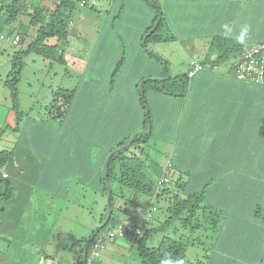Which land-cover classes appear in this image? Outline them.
Masks as SVG:
<instances>
[{"label":"rangeland","instance_id":"obj_1","mask_svg":"<svg viewBox=\"0 0 264 264\" xmlns=\"http://www.w3.org/2000/svg\"><path fill=\"white\" fill-rule=\"evenodd\" d=\"M0 1L8 3L12 0ZM56 1L42 0V4L51 5ZM72 1L75 9L67 42L60 43L65 62L47 60L35 51L24 52L17 83V109L13 107L11 88L6 80L14 65L15 53L25 49L30 39L13 43L11 31L24 25L28 35L33 33L31 13L39 0H27L20 5V14L12 24L5 22V11L0 10V151H13L17 138L28 139L27 146L19 142V148L15 149L17 160L1 168V172H9L10 176L5 179L15 187L21 208L15 216L9 215L7 222L0 223V264H42L45 261L41 257L44 258L46 253L49 255L46 262L50 264H74L78 260L84 247L78 241L89 238L100 225L106 213L107 196L95 191L87 181L80 180L89 169L88 156L78 159L75 164L77 154L95 158L126 139L134 128L141 127L144 111H148L137 101L142 79L188 75L192 61H200L201 54L209 47L206 48V44L218 34L217 29L207 27V24L211 25L208 15L212 0H154L163 11V27L158 33L173 39L151 41L146 49L141 48L140 30L152 23L155 12L150 6H141L136 0H87V4L82 0ZM172 3L176 5L172 6ZM258 18L255 24L261 23L260 15ZM213 26L220 28L216 24ZM149 51L158 54L161 60L149 57ZM165 65H168L167 75ZM211 69L204 68L199 72ZM59 88L75 89L73 102L62 120L53 116L57 110L51 106ZM177 99L180 97L157 95L148 90L147 101L154 124L145 148L149 154L146 172L157 185L168 188L171 193L177 190L175 184L162 185L160 180L165 174L173 181L180 177L174 167L167 164L173 162L175 166L177 163L174 133L179 127L181 134H185L183 130L191 115L187 108L176 104ZM120 106L124 108L122 114L116 111ZM116 120L118 125L113 124ZM149 125L152 128V123ZM38 136L39 146L34 140ZM50 147L57 151L56 163L62 165L68 161L69 165L60 170L57 181L50 184L49 189L31 186L34 175L31 164L37 157L19 160L18 149L29 150L32 155L39 152V162L46 166L44 151ZM198 155L199 165L208 167L209 164H204L207 157L202 153ZM5 187V181H0V191ZM111 188L115 193V204L122 206L117 215L120 222L142 219L152 205L156 210L151 211L152 219L147 221L144 229L157 227L166 219L165 196L154 200L117 181L112 182ZM7 200L2 202L5 206ZM16 206L11 204L13 208ZM261 208L264 210L263 205ZM205 214L187 226L175 221L164 230L154 231L146 244L157 245L165 234L182 236L188 242L184 264L198 260L207 264H264L263 251L257 256V250L261 248L256 239L248 251V239L241 246L235 242L229 247L221 243L227 214H221L217 226L214 215ZM257 240L261 239L257 237ZM95 252L93 260L88 258L89 264H140L137 247L130 235L118 237L115 242L106 239Z\"/></svg>","mask_w":264,"mask_h":264},{"label":"trees","instance_id":"obj_2","mask_svg":"<svg viewBox=\"0 0 264 264\" xmlns=\"http://www.w3.org/2000/svg\"><path fill=\"white\" fill-rule=\"evenodd\" d=\"M26 1L12 0L8 3L5 1L0 2V10L5 11L6 23L12 24L13 21L17 20L20 14V5L26 3ZM84 1L87 4V0ZM136 1L141 6H150L152 12H155L151 17V25L149 23L147 27L140 30V38L143 40L141 48L146 49L148 43L151 41L162 42L173 39L168 36L163 37L158 33L164 20L162 15L163 11L157 3L154 0L151 2L150 0ZM175 5L176 3H172V6ZM74 9L75 2L72 0H57L54 4L45 6L42 4V0H39L31 13L30 27L34 29V32L28 35V29L24 25L16 28L17 30L14 29L11 31V34L13 33L12 40L19 35V42L31 36L28 46L15 53L14 65L6 80V84L11 88L13 107L15 109L18 108L17 83L23 68L22 54L24 52L35 51L47 60L53 59L64 63V49H62L60 43L67 42L71 16ZM259 15L261 17V28L257 27L259 24H255V20ZM254 17L256 19L252 20L250 24L248 23L251 26L250 33L253 38L249 37L250 39L246 42L240 43L233 38L217 34L209 42V48L200 62L208 65V69L213 68L210 71L201 72H207L218 77L220 82L243 83L252 89L253 87L261 89V92L253 94V90L246 88L247 98L241 101L244 103L237 104L231 110L236 114L231 119H233L234 123L236 122L235 125L238 130L234 135L227 136V138L224 137L222 135V129L224 127L226 128L227 125H222L221 127L219 122L213 123L207 133L212 134V131L218 127L221 133L215 137L212 135L208 141L205 140L207 135L204 134L203 127L199 128V125L194 122V119L188 120V124L183 130L185 134H181L182 130L179 127L177 128L174 133L175 151L178 148L177 163L175 166L173 162L167 165L168 167H174L173 169L180 177L173 181L172 179H167L165 174L160 180L162 185L173 182L177 190L171 193L168 188L161 187L160 184L157 185L154 179L148 176L146 172V161L148 160L149 154L145 148L147 147V140L152 134L154 124L151 119V110L148 105L147 96L148 90H151L157 95L180 97V99H177L176 104H179L180 107L187 108L190 112L192 105L191 90L193 85L197 83L192 81V77L187 74L176 77L169 76L165 79L143 78L141 94L139 98L137 95V101L144 109L148 108V111H144L141 122L142 126L134 128L132 130L133 132L126 139L118 142L115 147L103 150L104 152L99 153L95 158L89 154H77L75 164H77L78 159L88 156L87 165H89V169L85 172L82 171L84 172V176L80 180L90 183L95 191H100L103 195L107 196V181L111 186L113 181H117L121 185L129 187L135 192L147 195L154 200H158L161 195L165 196L167 204L165 209L166 219L157 227H147L144 229L148 221L144 220V217L122 223L117 217L118 213L122 211V206L115 204V193L111 188L109 199L112 210L111 216L104 223L108 215L106 204V213L103 215L100 225L93 231L89 238L83 237L78 241L79 243H83L84 247L80 252L78 260L74 264H84L85 248H87L86 264H89V257L93 260L92 257L95 255L97 249H93V245L98 234L101 232L115 229L120 224L127 226L142 220L144 221L140 225H136L137 229L126 231L123 235L131 236V241L136 245L138 250L140 264H160L161 260L164 259H182L185 261L188 242L182 236L177 238L165 234L155 246H148L146 242L156 230H164L175 221H179L183 226H187L194 219H198L199 215L205 216L207 212L214 215L213 220L215 226L219 224L222 213L228 215L227 222L221 231V235H223L221 240L222 244H228L227 246L229 247L235 242L237 246H241L248 239V249H246L248 251L250 250V245L255 243L252 242L253 239H256L255 241H257V244L261 248V250H257V256L259 254L258 252L261 251L264 254V210L261 208V205L264 206V84L240 80L236 75L237 55L243 50L264 43V12L260 14L255 13ZM159 19L160 21L157 27L152 30ZM243 25L245 24H240L239 28ZM208 26L213 30L211 25L207 24ZM50 39H55L56 42L51 43ZM145 51L148 52V50ZM148 56L161 60L158 54L151 51H149ZM219 65L221 67H218ZM167 66H163L166 75L168 74ZM250 90L252 91V95ZM74 96L75 89L59 88L55 91L51 106L53 107L52 109H56L57 111L53 116L59 117L62 120L66 116ZM193 107L195 110H200L203 107V100L193 101ZM223 120H225L224 117ZM149 123H152L150 132L144 133V131H141L148 129ZM113 124L118 125V121H114ZM215 125L217 127H214ZM133 133L137 134L132 143L127 146ZM49 145H51V141ZM114 149L116 150L109 157L105 173L103 174L102 168L105 159ZM193 149H196V151H193ZM48 151L49 153H47ZM200 153L207 157L205 158L204 164H209L208 167L199 165L198 154ZM44 154L47 156V161L45 162L46 166H44L42 161L39 162V187L49 189L50 184H54L57 181L59 172L50 169L49 165L51 163L48 161V156L54 157L57 151L54 147H50L49 150L44 151ZM12 162H15L14 149L13 151L7 149L1 150L0 169ZM5 178H8L7 174H3L0 171V181H5L6 186L5 190L3 189L1 191L2 193H0V220L4 218L6 215L5 211H7L5 204L2 202L16 195L14 193L15 187L10 180ZM253 205L254 207L252 208ZM148 208L156 210L155 205L149 206ZM236 235L240 237H236ZM257 237L262 241L257 240ZM110 241L115 242L116 239ZM48 257L49 255L45 254L44 259ZM189 264L207 263L198 260L189 262Z\"/></svg>","mask_w":264,"mask_h":264},{"label":"crops","instance_id":"obj_3","mask_svg":"<svg viewBox=\"0 0 264 264\" xmlns=\"http://www.w3.org/2000/svg\"><path fill=\"white\" fill-rule=\"evenodd\" d=\"M210 2H211L209 5L210 12L208 16L211 17L210 18L211 28L217 29L219 35L221 31L223 30L222 26L224 24L230 25L233 30V33L238 34L240 31V28H239L240 24L248 25V23L250 24L252 20L256 19L254 17L255 13L260 14L261 12H264V0H231V1L212 0ZM213 24L219 25L220 28L214 27ZM257 27L261 28V23L257 25ZM30 37L31 36H29V38ZM249 37L253 38L251 33ZM50 42L52 43L56 41L55 39H50ZM208 46H209V43L206 44V48ZM205 54L203 53L201 54V59L204 58ZM219 80L220 79H218V77L212 74H209L207 72H196L192 76V81H195L197 84L193 85L192 90H191L192 105H191L190 112H189L191 113V115L189 116V119L190 120L194 119L195 120L194 122L197 125H199V128L203 127V131H205L204 134L208 136L205 138V140L207 141L208 139L211 138L212 135L215 137L221 133L220 132L221 130L219 127L215 129L214 131H212L213 132L212 134L207 133L211 125L216 122H219L221 124V127L222 125H227L226 128L224 127L222 129V135L224 137L227 138V136L229 137L230 135H234L238 130L235 125L236 122L234 123L233 119H231V117L232 116L235 117L236 114L234 111H231V110H233L234 107L237 106V104L244 103L241 101L244 100V98H247V92L245 90L246 88L253 90V94L255 93L258 94L261 92V89L254 88V87L252 89L250 86L245 85L243 83L242 84L235 83V82L227 83V82H220ZM214 82H219V83H214ZM251 90H250V93L252 95ZM199 100H203V107L200 110H195V108L193 107V101L197 102ZM116 111L121 112L122 114L123 107L122 106L118 107ZM223 117L225 120H223ZM229 120L230 122H228ZM242 125L245 126L244 124ZM214 127H217V125H215ZM218 129L219 131L216 132V130ZM34 140L36 143H38V146H39V136L34 137ZM50 141L52 142V140ZM19 142L27 146L28 139H23V140L19 138L15 139L14 151L16 148H19L18 147ZM55 142H57V140ZM18 150H19V160H24L23 157H30V156L37 157V160L31 164L32 166L31 172L34 173V175L31 177L32 179L30 180V185L39 186V152H35L36 155H32L29 153L31 152L29 150L28 151L20 150V149ZM47 153H49V151ZM57 157H58L57 154L54 157L48 156L49 158L48 161H50L49 163L51 164L49 166L53 168L54 171L60 172L61 169L69 165V162L64 161L62 165H59L58 163H56ZM10 164H13V163H10ZM2 173L7 174V177L10 176L7 170L2 171ZM20 200L21 199L16 195L15 197H11L9 200L6 201L8 204L5 206V208L7 209L6 211L7 215L6 217L4 216V218L0 220V223L4 224V222H7L6 220L9 215H13V216L16 215L18 210L21 208V205L19 204ZM23 202L26 203V201L24 200ZM11 204H16L17 206L13 208L11 207ZM46 255L48 254L46 253ZM48 258L44 259L43 257H41V259L45 261L41 263L50 264V262H46L49 260Z\"/></svg>","mask_w":264,"mask_h":264},{"label":"built area","instance_id":"obj_4","mask_svg":"<svg viewBox=\"0 0 264 264\" xmlns=\"http://www.w3.org/2000/svg\"><path fill=\"white\" fill-rule=\"evenodd\" d=\"M19 40L20 36L17 35L12 40V42L18 43ZM236 63V75L238 79L264 84V43L258 44L253 48L241 51L236 57ZM204 68H208V66H204L200 63H193V68L190 71V75H193L195 72ZM152 209L153 208H148L147 212L144 215V220H149L151 218ZM142 221H138L137 223H133L127 226L120 224L115 229L101 232L96 238L93 249L98 248L100 244L106 239L113 240L118 237H123L126 231L137 229L136 225H140Z\"/></svg>","mask_w":264,"mask_h":264},{"label":"clouds","instance_id":"obj_5","mask_svg":"<svg viewBox=\"0 0 264 264\" xmlns=\"http://www.w3.org/2000/svg\"><path fill=\"white\" fill-rule=\"evenodd\" d=\"M82 1L85 2L84 0H82ZM222 28H223V30L221 31L220 35H222L224 37L233 38V39L237 40L240 43L246 42L249 39L250 32H251V26L250 25H247V24L241 26L240 31H239L238 34H234L231 26L228 25V24H224L222 26ZM193 63H200V64L206 66L204 63H201L198 60H193L191 66L189 68V71H188V75L190 77H192L196 73L195 72L193 75H190V71L193 68ZM160 264H184V261L182 259H176V260L164 259V260H161Z\"/></svg>","mask_w":264,"mask_h":264},{"label":"water","instance_id":"obj_6","mask_svg":"<svg viewBox=\"0 0 264 264\" xmlns=\"http://www.w3.org/2000/svg\"><path fill=\"white\" fill-rule=\"evenodd\" d=\"M159 21H160V19L157 21L156 25L152 28V30H154V29L157 27ZM154 79H162V78H154ZM150 130H151V125H149V130L146 131V132H144V133H149ZM136 134H137V133H134V134L132 135L131 140L129 141V143H127V146H129V145L132 143V141L134 140ZM115 150H116V149H114L113 151H111V152L109 153V155L107 156V158L105 159V162H104V165H103V168H102V172H103V174L105 173V169H106V165H107L108 159H109V157L111 156V154H112L113 152H115ZM107 185H108V193H107V208H108V215H107V218H106V220H105L104 223H106V222L108 221V219H109L110 216H111V211H112V210H111V207H110V203H109V199H110V195H111V185H110V183H109L108 181H107ZM86 253H87V248H85V252H84V264H86Z\"/></svg>","mask_w":264,"mask_h":264}]
</instances>
